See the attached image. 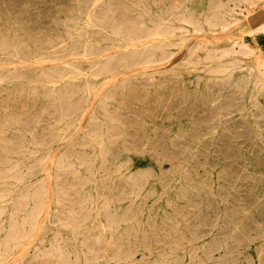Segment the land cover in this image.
<instances>
[{"label":"bare ground","instance_id":"obj_1","mask_svg":"<svg viewBox=\"0 0 264 264\" xmlns=\"http://www.w3.org/2000/svg\"><path fill=\"white\" fill-rule=\"evenodd\" d=\"M257 34L264 0H0V264H264Z\"/></svg>","mask_w":264,"mask_h":264},{"label":"rangeland","instance_id":"obj_2","mask_svg":"<svg viewBox=\"0 0 264 264\" xmlns=\"http://www.w3.org/2000/svg\"><path fill=\"white\" fill-rule=\"evenodd\" d=\"M251 10L253 12H256V13H258L260 11V9L258 7H255V6ZM251 41L256 46L257 52H262L264 50V34H257L255 36H253ZM194 98H197V97H194ZM259 100H260L261 104H264V96H261L259 98ZM204 108H208V107H204ZM240 113L241 112L237 111L236 109L227 111L225 114L229 115L228 116V123L229 124L222 123V124H220L221 128L219 127L218 129L228 130V131H232V132H238V131L242 132V131L249 130L248 127L244 125L243 121L237 118L238 115H240ZM260 113L261 112H257L254 115H258ZM218 114L219 113L216 112V109L214 111H212V108H211V111H208V112L203 111L201 116L205 117V116H212V115H218ZM243 114H249V113L245 111ZM261 129L264 130V125H263V128H261Z\"/></svg>","mask_w":264,"mask_h":264}]
</instances>
